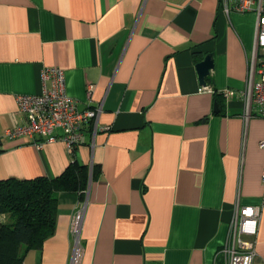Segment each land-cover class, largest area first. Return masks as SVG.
Instances as JSON below:
<instances>
[{
    "label": "crops",
    "instance_id": "0c3cea01",
    "mask_svg": "<svg viewBox=\"0 0 264 264\" xmlns=\"http://www.w3.org/2000/svg\"><path fill=\"white\" fill-rule=\"evenodd\" d=\"M256 22L219 0H0V136L23 125L17 97L42 91L46 67L79 110L99 109L72 151L1 138L0 180L53 178L73 160L89 178L83 200L58 194L53 233L22 264H69L83 203L79 264H213L237 204L261 208L264 264V119L242 118Z\"/></svg>",
    "mask_w": 264,
    "mask_h": 264
},
{
    "label": "built area",
    "instance_id": "2783aa9c",
    "mask_svg": "<svg viewBox=\"0 0 264 264\" xmlns=\"http://www.w3.org/2000/svg\"><path fill=\"white\" fill-rule=\"evenodd\" d=\"M226 13L231 5L236 12H253L257 17L252 52L248 58L247 90L244 93V122L251 116L264 119V0H219ZM42 91L35 95L17 97V108L24 118L21 126L7 128L1 138L14 140L27 137H45L48 142L62 141L68 151L80 145L83 136V124L95 120L99 109L79 110L76 101L66 92L63 71L58 67H46L41 71ZM206 90L201 87L200 91ZM92 86L87 87L86 96L90 99ZM234 95L227 90L224 96ZM55 131L59 135L54 134ZM264 148V140L259 143ZM264 181V175H262ZM84 203L72 214L69 235L72 251L69 264H79L82 256L80 228ZM261 218L258 206L235 205L228 225L226 240L215 254L213 264H253L256 258V237Z\"/></svg>",
    "mask_w": 264,
    "mask_h": 264
},
{
    "label": "trees",
    "instance_id": "16d2710c",
    "mask_svg": "<svg viewBox=\"0 0 264 264\" xmlns=\"http://www.w3.org/2000/svg\"><path fill=\"white\" fill-rule=\"evenodd\" d=\"M88 173L74 160L53 178L0 180V264H22L30 250L41 249L53 233L58 194L77 192L83 200Z\"/></svg>",
    "mask_w": 264,
    "mask_h": 264
},
{
    "label": "water",
    "instance_id": "95a60500",
    "mask_svg": "<svg viewBox=\"0 0 264 264\" xmlns=\"http://www.w3.org/2000/svg\"><path fill=\"white\" fill-rule=\"evenodd\" d=\"M213 67L212 54H206L203 59L196 64V71L198 75V83L202 87H206V78L210 75ZM217 103L214 104V111L218 112Z\"/></svg>",
    "mask_w": 264,
    "mask_h": 264
},
{
    "label": "rangeland",
    "instance_id": "374dc122",
    "mask_svg": "<svg viewBox=\"0 0 264 264\" xmlns=\"http://www.w3.org/2000/svg\"><path fill=\"white\" fill-rule=\"evenodd\" d=\"M7 220L6 216L0 214V222H5Z\"/></svg>",
    "mask_w": 264,
    "mask_h": 264
}]
</instances>
